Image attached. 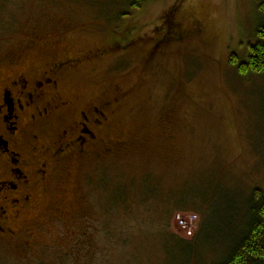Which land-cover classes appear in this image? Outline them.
Masks as SVG:
<instances>
[{
    "label": "rangeland",
    "instance_id": "1",
    "mask_svg": "<svg viewBox=\"0 0 264 264\" xmlns=\"http://www.w3.org/2000/svg\"><path fill=\"white\" fill-rule=\"evenodd\" d=\"M256 5L157 0L133 10L123 0H0V60L25 51L29 37H47L33 49L37 62L105 52L71 74L63 94L81 110L122 95L106 132L112 151L82 159L65 183L81 200V237L47 238L36 245L39 257L0 245V264L223 262L244 230L252 190H264V79L246 80L231 64L248 59L263 21ZM178 24L186 38L161 45ZM146 187L157 196L143 197ZM203 226L204 246L157 240L163 231L194 244Z\"/></svg>",
    "mask_w": 264,
    "mask_h": 264
},
{
    "label": "flooded vegetation",
    "instance_id": "2",
    "mask_svg": "<svg viewBox=\"0 0 264 264\" xmlns=\"http://www.w3.org/2000/svg\"><path fill=\"white\" fill-rule=\"evenodd\" d=\"M71 31L63 28L60 39ZM46 38L29 37L25 51L0 60V245L14 244L26 257H39L36 245L47 238L81 237V200H72L65 183L81 170L82 159L112 151L106 132L122 96L81 110L63 94V83L105 52L37 62L33 49ZM185 38L181 26H174L153 46L152 58L159 42Z\"/></svg>",
    "mask_w": 264,
    "mask_h": 264
},
{
    "label": "trees",
    "instance_id": "3",
    "mask_svg": "<svg viewBox=\"0 0 264 264\" xmlns=\"http://www.w3.org/2000/svg\"><path fill=\"white\" fill-rule=\"evenodd\" d=\"M133 10H139L143 6L153 3L157 0H123ZM257 9L262 15L263 21L257 28L254 41L249 45V55L246 62H239L237 57L233 56L231 64L236 68L237 73L246 80L249 78L264 79V0H255ZM260 98H263V92L260 91ZM264 100V98H263ZM106 187V185H105ZM155 189L145 188L146 192H150V195L157 194ZM124 194L125 192L122 191ZM118 194L120 192L118 191ZM116 196H118L116 194ZM113 196V200L119 197ZM156 200V199H155ZM246 217L247 221L244 226V230L237 234V238L231 242V246L226 251V257L221 264H264V190L260 188H254L249 196L247 203ZM172 215V216H171ZM173 218V213L170 214L168 219L167 229L170 227V221ZM199 236L197 235V242L192 244L179 239L177 236L167 235V232H161V236L158 235L157 240L164 239L162 246H204V235L206 226L201 227ZM206 242V241H205ZM207 244V243H206ZM166 250V249H165ZM190 264V263H186Z\"/></svg>",
    "mask_w": 264,
    "mask_h": 264
},
{
    "label": "built area",
    "instance_id": "4",
    "mask_svg": "<svg viewBox=\"0 0 264 264\" xmlns=\"http://www.w3.org/2000/svg\"><path fill=\"white\" fill-rule=\"evenodd\" d=\"M178 220H179V218H178ZM188 221L189 220H182V229L184 230V232H188L187 230H188V227H189V224H188ZM191 222H193L192 220H191Z\"/></svg>",
    "mask_w": 264,
    "mask_h": 264
}]
</instances>
